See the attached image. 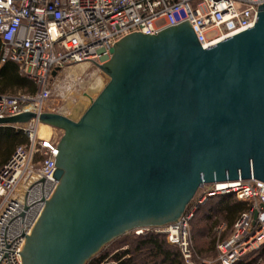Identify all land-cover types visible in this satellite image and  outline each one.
I'll use <instances>...</instances> for the list:
<instances>
[{
    "label": "water",
    "instance_id": "95a60500",
    "mask_svg": "<svg viewBox=\"0 0 264 264\" xmlns=\"http://www.w3.org/2000/svg\"><path fill=\"white\" fill-rule=\"evenodd\" d=\"M94 64L110 80L80 116L0 118L63 131L22 264H86L134 229L177 222L203 185L264 182V4L254 26L207 48L187 21L129 34Z\"/></svg>",
    "mask_w": 264,
    "mask_h": 264
},
{
    "label": "built area",
    "instance_id": "2783aa9c",
    "mask_svg": "<svg viewBox=\"0 0 264 264\" xmlns=\"http://www.w3.org/2000/svg\"><path fill=\"white\" fill-rule=\"evenodd\" d=\"M262 4L264 0H0L2 61L19 64L38 88L34 94L0 93V118L44 112L53 80L65 68L107 62L114 44L129 34H156L190 21L207 48L254 26ZM38 124L34 118L13 125L26 133L28 142L17 146L0 168V264H22L18 252L58 185L54 173L59 140L41 138ZM214 197H234L248 203V209L230 235L218 240L216 257L199 264H235L262 248L264 182L254 178L203 185L177 222L132 232L165 234L185 264H197L191 222L198 207ZM224 229L221 224L219 230Z\"/></svg>",
    "mask_w": 264,
    "mask_h": 264
},
{
    "label": "rangeland",
    "instance_id": "374dc122",
    "mask_svg": "<svg viewBox=\"0 0 264 264\" xmlns=\"http://www.w3.org/2000/svg\"><path fill=\"white\" fill-rule=\"evenodd\" d=\"M78 65L80 64L65 68L60 76L53 80L52 95L46 104L45 112L62 113L70 116L75 109H79L80 116L90 106L91 99H95L109 82L110 77L97 65L82 63V65H85L83 69H78ZM51 128V137L60 141L63 131L54 127ZM211 206H217V213L214 217L207 216V211ZM222 223L227 224L225 231L219 230V226ZM229 231L230 227L225 219V214L220 210V205L218 206L217 203L213 202V205L208 203L202 207L200 214L191 226L196 263L199 264L201 260H213L217 254L216 245L218 240ZM142 239L135 236L134 232H128L105 245L86 264H95L94 262H96L98 257L105 254L107 259L100 264H116L113 256L124 251L128 252L125 258L131 257L136 264H153L152 257L154 255L150 247L141 244ZM172 249L175 250L177 248L172 247ZM261 253L262 248L249 253L244 259H257L259 264H264V258Z\"/></svg>",
    "mask_w": 264,
    "mask_h": 264
},
{
    "label": "trees",
    "instance_id": "16d2710c",
    "mask_svg": "<svg viewBox=\"0 0 264 264\" xmlns=\"http://www.w3.org/2000/svg\"><path fill=\"white\" fill-rule=\"evenodd\" d=\"M3 56V44L0 41V93L16 94V93H28L34 94L37 92V84L34 80L28 78L20 71L19 64L10 59L2 61ZM28 138L26 133L22 129H17L13 126H0V168L10 159L17 146L26 144ZM220 201H218V200ZM217 203L220 205V210L225 214L230 231L220 239L227 238L233 230L234 224L240 214L248 209V203L238 201L234 197L227 198H209L204 204L200 205L195 213V216L191 222V226L196 217L200 214L202 207L208 203ZM217 206L209 207L207 216L214 217L217 213ZM219 210V209H218ZM208 217V218H209ZM227 226L226 223H222ZM226 230V227L224 231ZM223 234V233H222ZM143 238L141 244L150 247L153 253V264H184L179 248L176 245H172L167 241L166 235L162 233H156L153 230L147 232L144 235H136ZM161 237V239H160ZM172 247L177 249L173 250ZM195 250V249H194ZM126 251L113 256L116 264H136L133 259L125 258L127 256ZM261 255L264 258V246L262 247ZM216 255L214 256V258ZM107 259V255L98 257L95 264H100ZM155 260V261H154ZM159 260V261H158ZM109 264V263H107ZM235 264H259L257 259H241Z\"/></svg>",
    "mask_w": 264,
    "mask_h": 264
},
{
    "label": "bare ground",
    "instance_id": "6f19581e",
    "mask_svg": "<svg viewBox=\"0 0 264 264\" xmlns=\"http://www.w3.org/2000/svg\"><path fill=\"white\" fill-rule=\"evenodd\" d=\"M85 65H78L77 68L78 69H83ZM38 131H39V136L41 138H44V139H48L51 137L52 135V128L51 126L47 125V124H44V123H41L39 122L38 124Z\"/></svg>",
    "mask_w": 264,
    "mask_h": 264
}]
</instances>
